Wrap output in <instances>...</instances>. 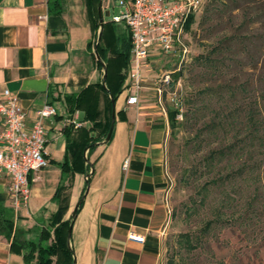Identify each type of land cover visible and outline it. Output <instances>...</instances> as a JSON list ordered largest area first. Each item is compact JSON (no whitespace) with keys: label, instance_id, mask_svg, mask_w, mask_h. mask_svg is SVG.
<instances>
[{"label":"crops","instance_id":"1","mask_svg":"<svg viewBox=\"0 0 264 264\" xmlns=\"http://www.w3.org/2000/svg\"><path fill=\"white\" fill-rule=\"evenodd\" d=\"M108 10L103 8V27L108 24L104 20ZM103 27L100 41L108 53L100 69L89 47L95 33L85 0H0V97L8 89L19 98L29 127L46 104L57 111L43 123L49 166L31 175L30 198L18 210L10 201V178L0 176V222L9 218L20 238L37 240L59 210L63 221L70 220L83 195L68 240L73 264H166L165 236L172 220L169 121L164 117L168 113L162 114L158 107L162 101L154 76L156 93L141 92L138 105H128L123 91L113 100L111 90L122 85L129 65L115 51V29L110 24ZM125 29L121 38L130 35ZM103 70L105 86L104 77L99 76ZM91 84H101L103 89L97 93V114L87 118L84 108L74 111L66 98ZM113 114L110 141H99L84 152L89 176L70 169L77 145L105 132ZM73 118L82 125L69 123ZM65 161L68 171L61 166ZM0 264H26L23 254L13 251L2 233Z\"/></svg>","mask_w":264,"mask_h":264},{"label":"rangeland","instance_id":"2","mask_svg":"<svg viewBox=\"0 0 264 264\" xmlns=\"http://www.w3.org/2000/svg\"><path fill=\"white\" fill-rule=\"evenodd\" d=\"M120 1L131 2L104 0L101 7L108 6L111 15L104 20L121 37L127 33L125 26L113 21L121 14ZM194 19L185 32L187 57H151L141 91L156 93L151 76L170 73L176 82L172 90L183 105L178 129L172 132L168 122L167 170L175 217L165 236L166 263L173 258L175 264H264V0H202ZM100 33L101 29L91 39L92 54ZM232 36L241 41L234 45L235 54L212 53ZM209 54L218 63L206 62ZM104 74L100 71L101 79ZM129 75L130 67L112 93L129 94ZM158 107L162 114L174 109L168 94ZM201 130L199 145L194 141ZM230 146L227 157L192 174L212 150ZM204 185L206 201L186 212ZM210 220L215 222L211 230L202 231ZM187 233L194 248L186 246Z\"/></svg>","mask_w":264,"mask_h":264},{"label":"built area","instance_id":"3","mask_svg":"<svg viewBox=\"0 0 264 264\" xmlns=\"http://www.w3.org/2000/svg\"><path fill=\"white\" fill-rule=\"evenodd\" d=\"M120 15L113 21L128 28L131 39L130 75L127 104L138 105L139 96L146 79L144 71L151 57L173 55L184 60L189 49L185 43L186 25L202 6V0H131L120 1ZM110 16L109 10L107 12ZM158 96L162 101L169 96L177 120L183 119V105L172 90L175 85L170 73L156 79ZM172 90V91H171ZM54 106L46 104L37 112L34 124L27 125L28 116L20 100L8 89L0 97V176L10 178L9 195L15 210L25 205L31 195V175L49 166L46 158L48 132L43 124L49 117L56 116ZM78 128V118L68 120ZM94 135V133H93ZM128 161L125 163L127 166ZM139 238L138 236H135ZM141 239V238H139Z\"/></svg>","mask_w":264,"mask_h":264},{"label":"trees","instance_id":"4","mask_svg":"<svg viewBox=\"0 0 264 264\" xmlns=\"http://www.w3.org/2000/svg\"><path fill=\"white\" fill-rule=\"evenodd\" d=\"M85 2L87 5V12L89 20L91 22L93 33H96L101 27L97 8L98 6H100L102 0H85ZM194 20V16L189 19L186 25L187 30H190ZM107 25L105 24L103 28L105 29ZM103 38L104 36L102 35V40ZM238 42L241 41H239L238 37L236 36L225 38L221 44L213 48L212 53L215 54L219 52L221 54L227 52L233 55L236 53L237 49L234 45H236ZM89 47H91V43H89ZM96 48L97 50L93 53V58L97 62L98 67L102 69L108 50L106 46H104L102 41L96 43L95 49ZM115 51L118 54L123 55L125 57L126 63L129 65L131 51L130 35L125 38L117 36ZM97 55L101 59V61L98 60ZM211 55L212 54H209L204 57V60L212 66L215 64V62L218 63V60L212 58ZM101 89H103V86L101 84H91L87 88L83 89L79 94L71 96L69 95L66 99L69 106H71L72 108L74 107L73 110L76 108H84L87 118L94 117L97 114L99 103V95L97 93ZM112 92L113 91L111 90L113 100H116L118 94ZM111 106L113 107L112 102ZM112 111L113 108H111V112ZM177 113L178 112L176 109L168 110V121L172 132L176 131V129H178L180 125V122L177 120ZM192 118L197 119L196 116L194 117V113ZM112 122L113 121L111 120L105 132H102L99 135L97 134L95 136H91L90 140H86V142H84L83 144L77 145L72 156L74 160L72 166H70V169L85 173L87 176H89L90 170L89 167H85L84 152L86 149H89L91 151L92 149H94L97 142L107 139L112 126ZM98 125L99 122L95 123L92 129L95 130ZM203 131L204 130L199 131L195 136V138H197V141L194 142H198L199 145L203 141ZM231 151V146L228 148L226 147V149L220 151L212 150L209 156L204 159L202 166L196 167L195 170H192V174L197 175L202 171L210 169L219 159L225 156L227 157V155L230 154ZM80 163L82 164V167L78 166ZM61 166H63L64 171H68L69 165L67 161H65ZM191 176L192 175H189L188 178L190 179ZM83 197L84 196L82 195L80 199L79 209L83 204ZM206 198L207 188L204 185V187H202V189L198 191L197 198L191 200V205L186 208V212L190 213L198 210L200 206L204 204L203 202L206 201ZM173 217H175V212L172 213V218ZM73 219L74 217H72L70 220L63 221V213L59 210L58 213L51 217L50 222H48L49 224L41 230L37 240H26L20 238V236L18 235V230L16 229L13 221L9 218H4V220L0 222V233L4 234L6 238L10 240L11 248L13 251L23 254L26 264H73V252L70 249L68 242V230L72 224ZM214 223V220L207 221L202 231L209 232ZM201 235L202 232L198 234L197 238H200ZM185 243L187 247L194 248V245L192 244V238L188 235V233L185 235ZM166 264H175V260L173 258H168Z\"/></svg>","mask_w":264,"mask_h":264},{"label":"water","instance_id":"5","mask_svg":"<svg viewBox=\"0 0 264 264\" xmlns=\"http://www.w3.org/2000/svg\"><path fill=\"white\" fill-rule=\"evenodd\" d=\"M100 22H101V24H102V27H103V23H104V21H103V10H102V7H100ZM100 40H101V38H99V41H98V43L100 42ZM97 50V48L95 49V51ZM97 57H98V55H97ZM98 60L99 61H101V59L98 57ZM106 79H107V76H106V74H105V76H104V86H105V82H106ZM114 102V101H113ZM112 126H111V129H110V132H109V135H108V137H107V139L104 141L105 143L106 142H109L110 141V139H111V137L113 136L112 135V133H113V126H114V122H115V114H113V119H112ZM79 205H80V202H79V204L75 207V210H74V213H73V217L75 218L76 216H77V213H78V209H79ZM72 231H73V224H71V226H70V228H69V230H68V240L71 238V236H72ZM75 264V263H74Z\"/></svg>","mask_w":264,"mask_h":264}]
</instances>
